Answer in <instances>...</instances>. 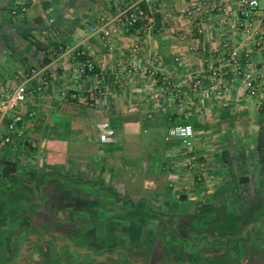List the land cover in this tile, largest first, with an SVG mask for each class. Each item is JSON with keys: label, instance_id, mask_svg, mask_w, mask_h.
<instances>
[{"label": "crops", "instance_id": "0c3cea01", "mask_svg": "<svg viewBox=\"0 0 264 264\" xmlns=\"http://www.w3.org/2000/svg\"><path fill=\"white\" fill-rule=\"evenodd\" d=\"M126 1L145 12L130 60L123 0H0V98L33 67L47 75L26 80L19 136L3 142L0 119V264H226L259 235L264 5L244 19L216 0L189 29L178 0ZM112 17L105 37L92 27ZM225 43L253 89L233 79ZM100 120L113 140L98 139ZM182 122L189 145L164 137Z\"/></svg>", "mask_w": 264, "mask_h": 264}, {"label": "built area", "instance_id": "2783aa9c", "mask_svg": "<svg viewBox=\"0 0 264 264\" xmlns=\"http://www.w3.org/2000/svg\"><path fill=\"white\" fill-rule=\"evenodd\" d=\"M148 1V0H147ZM236 12L238 16L242 18H248L252 15L254 10L258 6V0H235ZM140 14V10L136 8H124L119 12L118 15H122L124 17L125 22L128 25L134 24ZM222 20V19H220ZM97 30L101 33L102 36H106L108 34L107 28L105 24H102L97 27ZM226 48V60L232 67L233 71V79H236L241 74V80L243 81L246 87L250 89L254 88L253 84V75L248 70H242L240 68V51L230 45L225 43ZM61 47V45H58ZM87 69H92L93 65L90 62L85 64ZM221 69H214L211 71V77L216 78ZM30 76H37L39 80V84L37 88H40L47 81V75L45 72H42V69L39 67L31 68L30 75H26L23 79L16 82L11 90L0 98V119L5 115V113H9L8 119L4 124L5 133L2 135L1 139L3 142L10 141L13 137L19 136L18 126L22 121V114L19 111V106L25 100L28 87H27V78ZM223 89H226L227 86L222 85ZM96 129H98V139L100 141H111L113 140L114 129L108 124L105 120H100L94 123ZM193 134V129L191 124L187 122L182 123H173L166 127L164 137H178L181 138L185 145H189L191 143V138Z\"/></svg>", "mask_w": 264, "mask_h": 264}, {"label": "rangeland", "instance_id": "374dc122", "mask_svg": "<svg viewBox=\"0 0 264 264\" xmlns=\"http://www.w3.org/2000/svg\"><path fill=\"white\" fill-rule=\"evenodd\" d=\"M145 1H147V0H145ZM150 1L151 0H148L147 2H150ZM258 1H259V7L264 5V0H258ZM162 2H163V0H153L150 3L154 4V6H158ZM178 2H179V3H177L178 4V9H176L177 13H174V15L176 17L178 15L179 18L181 19V22H182L183 26H185L186 28H189V29L190 28H194V27L196 28V26L198 25V9L199 8H203L204 7V8H209L210 9V7L214 8V7L218 6V5L215 6L216 0H204V1L203 0H178ZM221 3H223V1L219 2V4H221ZM128 4H129V1L123 0V3L121 4L122 7H120L118 11L120 12L124 8H136V9L140 10V14H139L137 20L132 25H128L125 22L124 17L122 15H118L119 12L117 13V15L115 17L116 18V22L120 23L119 26H121V29L123 31V35H127V40H126L127 44L125 45V48H127V50H123L124 53H126V57L123 58V60H130L131 53H132V50H133L132 47H131L132 45L130 44L131 43V39L129 37V34H130L129 29H130V27L133 26V25L135 26V24L137 22H140V23L143 22L144 19H145V12L141 8H138L137 6H133L132 4H130V5H128ZM233 4H235V0L233 1ZM235 8H236V6H235ZM257 8H258V6H257ZM218 9L221 10L222 12L225 10V9H223L222 6H219ZM113 18L114 17L106 18L102 22V24H105V25L108 24L107 27L111 26L110 25L111 24L110 19H111V21H113ZM221 18H223L222 14H221L220 19ZM220 19H219V21H221ZM172 23L173 22L171 21V24ZM98 26H100V24H97L96 26H92V27H96L97 28ZM125 30H127V31H125ZM96 31H97V29H96ZM188 36L190 37V35H188ZM43 51L45 53L46 52H49V53L51 52L50 49H48L47 47H45V49ZM224 54L226 56V52H224ZM85 60H88V59H85ZM14 197H15V195L13 194L11 196L10 200L12 201V199ZM198 222H199V220H198ZM258 223L261 224L263 222H258V220H257L256 224H255V227L259 228V229H257L259 231V235H256L255 238L252 239L253 241L239 240L238 246H239V250L241 251L240 256H238V257H235V255L234 256L233 255L232 256H227L226 264L227 263L228 264H234L233 261H236L235 263H240V264H264V225H259V227H258ZM192 224L196 225L195 218H193ZM176 227H178V226H176ZM250 242H252V243L250 244ZM250 245H251V247H247V246H250ZM205 259H206V262L205 263L203 262L202 264H208L207 262H208V260L210 258L206 257ZM212 259H215V258L212 257ZM217 260H220V258L218 257Z\"/></svg>", "mask_w": 264, "mask_h": 264}, {"label": "trees", "instance_id": "16d2710c", "mask_svg": "<svg viewBox=\"0 0 264 264\" xmlns=\"http://www.w3.org/2000/svg\"><path fill=\"white\" fill-rule=\"evenodd\" d=\"M264 14V12H263ZM256 153H257V160H258V164H259V170L263 173L264 175V134L262 131H258L257 135H256ZM3 164H8L9 168L12 169L13 168V162L12 161H3ZM200 227H204L207 228L205 226H198V228ZM235 246H237L235 244Z\"/></svg>", "mask_w": 264, "mask_h": 264}]
</instances>
